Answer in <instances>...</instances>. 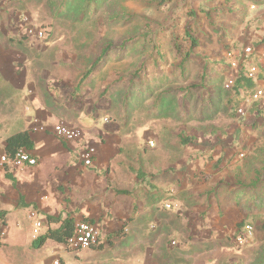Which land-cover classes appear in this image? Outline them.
<instances>
[{
    "label": "rangeland",
    "instance_id": "rangeland-1",
    "mask_svg": "<svg viewBox=\"0 0 264 264\" xmlns=\"http://www.w3.org/2000/svg\"><path fill=\"white\" fill-rule=\"evenodd\" d=\"M231 1L235 12L212 25L190 13L224 7L226 0H0V59L12 60L19 75L26 65L32 73L67 81L64 88L80 96L92 114L82 128L117 124L128 144L124 161L130 187L135 178L152 174L142 184L152 204L139 231L143 252L127 255L132 243L120 240L116 248L106 243L103 251L53 242L35 249L36 221L24 215L19 227L11 225L10 243L2 237L0 264H53L58 258L63 264H141L147 248L157 264H264V208L255 221L245 220V209L224 200L236 170L253 179L255 170L264 169V100L255 108L258 86L240 98L231 92L233 85L227 88L241 65L248 75L255 67L264 78V0ZM188 25L201 29V45L184 62L183 77L174 70L182 62L174 36H182ZM182 47L185 55L189 46ZM45 83V92H57V85ZM235 101L240 106L233 116ZM13 107L12 122L1 128L0 137L23 130L19 124L27 108ZM183 129L198 140L182 147L177 133ZM87 146L84 140L73 145L79 156ZM217 189L227 208L223 216L211 196ZM256 197L264 201V181ZM244 220L253 231L240 245L236 224Z\"/></svg>",
    "mask_w": 264,
    "mask_h": 264
},
{
    "label": "crops",
    "instance_id": "crops-1",
    "mask_svg": "<svg viewBox=\"0 0 264 264\" xmlns=\"http://www.w3.org/2000/svg\"><path fill=\"white\" fill-rule=\"evenodd\" d=\"M23 67L24 70L19 75L12 60L0 59V116H4L0 119V130L12 122L10 119L15 112L13 105L24 104L28 112L19 124L23 130L16 134L29 132L35 144V149L30 152L38 159V165L25 169L10 166L2 175L0 212L6 213L7 217L5 222H0V227L3 226L0 231L1 242L2 237H5L9 244L11 225L19 227L22 217L28 215L30 220L42 223L38 237L45 235L48 230L61 228V223L49 224L48 218L63 221L69 218L74 220L76 226L86 221L98 225L103 250L106 249V243L110 248H116V240H120L132 243L126 248L127 255L143 252L144 241L139 231L142 219L148 214V207H152V204L148 197L149 189L142 184L147 183L144 176L148 178L152 174L146 172L142 180L135 178L134 187H130L127 179L132 175L126 171L124 161L128 144L124 134L120 133V127L117 124H105L103 128H82L84 118L92 114L85 110V102L80 100V96H74L64 88L63 84L67 81L47 77L41 71L32 73L30 67ZM46 80L49 81L47 84L57 85L56 93L45 92ZM36 121L47 127L48 131L37 130ZM60 123L83 131L81 141H87V147L96 150L92 166L86 167L78 151L74 150L73 145L81 141L67 143L53 134V127ZM11 136L6 134L0 137V147L3 145L0 152L6 153L7 140ZM164 170V176H170L169 170ZM172 178L174 179V174ZM178 180L182 181V175H178ZM229 211L237 209L229 208ZM32 213H36L35 218H32ZM210 221L211 219L207 224L211 228ZM212 225V230H215V224ZM34 230L35 226L33 241L36 240ZM111 239L113 245H110ZM50 242L53 241L47 242L43 248ZM27 246L30 248V240ZM151 252L152 249L147 248L144 253L145 261L141 264H157ZM58 261L63 264L59 258L53 264Z\"/></svg>",
    "mask_w": 264,
    "mask_h": 264
},
{
    "label": "trees",
    "instance_id": "trees-1",
    "mask_svg": "<svg viewBox=\"0 0 264 264\" xmlns=\"http://www.w3.org/2000/svg\"><path fill=\"white\" fill-rule=\"evenodd\" d=\"M168 2H170V0H168ZM231 2H232L231 0L229 1L226 0L227 5L224 7H204V6L200 7L198 11H192L190 13V16L195 20L206 19L210 22V24L216 25V23L214 22L215 19L220 18L226 12L228 13L235 12L234 11L235 4ZM164 4H165L164 1H160V5H164ZM195 28L196 26L188 25L185 27L182 36L179 35L174 36L175 49L179 53V57L182 59V62L179 65V70L176 67H174V70L175 72L180 73L183 77L186 75L183 65L184 62H188L195 53V51L197 50V48L200 47L201 45V39L199 38L201 29L198 28L195 30ZM182 45L189 46V50L185 55L183 53ZM97 66L98 65H94L92 71L95 70ZM204 74L207 75L206 68L204 70ZM205 75L203 77V82L206 81ZM260 78H262V76ZM256 86L257 83L248 75L247 67L245 65H241L237 72L236 79L234 80V84L231 88L232 89L231 92L233 93L234 97L240 98L241 96H243L242 95L243 93L246 94L253 92ZM260 102L259 101L256 102L255 108H257V106L259 107L260 105H262V103L260 104ZM232 103H234L233 99H229L226 105L230 107ZM239 106H240V101L239 102L235 101V106L232 107V110L234 109L233 116L236 115ZM177 138L182 147H187L189 145L194 144L199 137L194 134H189V131L183 129L179 133H177ZM21 149H26L28 151H33L35 149V144L31 140L28 131L18 133L14 136H11L7 140L6 154L10 158H14L15 154ZM211 160L212 159H210V161ZM242 173H243L242 169H238L235 171L232 182L226 185L227 188H230L231 193L224 200H226L227 205L229 207H235L241 210L245 209L247 211V216L245 220L249 218L252 219V221H255L258 218L257 216L259 215V211H261L264 208L263 206L264 201L257 200L256 197L257 191L259 190V186L264 181L263 179L264 169L255 170L254 172L255 177L253 179L245 178ZM211 196L216 197L217 206L220 210L219 214L220 216H223L225 209L227 208H225L224 206V201L222 199L220 200L218 199L219 189L215 190ZM259 204H262V206H260ZM6 217H7L6 213L0 212V222H5ZM245 220L242 223L238 224L236 227L237 233H236L235 241L238 236L243 235L245 227L247 226ZM48 223L49 224L61 223V228L58 230H48V232L45 235L38 237L34 241L33 247L35 249H42L49 241H53L58 244L67 246L68 239L73 237L76 231V224L74 220L68 218L63 221L62 219L55 220L53 218H48ZM262 229L264 230V226H262ZM117 236L120 235L117 234ZM113 244L114 242L111 239L110 245ZM0 246H2L1 238H0ZM93 249L102 251L104 249V246L98 245L96 247H93Z\"/></svg>",
    "mask_w": 264,
    "mask_h": 264
},
{
    "label": "built area",
    "instance_id": "built-area-1",
    "mask_svg": "<svg viewBox=\"0 0 264 264\" xmlns=\"http://www.w3.org/2000/svg\"><path fill=\"white\" fill-rule=\"evenodd\" d=\"M42 37L43 34L39 33ZM251 50L247 49L249 53ZM228 58L232 59L233 54L228 53ZM232 65L234 67L237 66L236 62H233ZM249 77L252 78L256 83L258 88L255 91L254 99L256 101L264 100V78H260L259 73L257 72V68L250 67L249 68ZM231 84L227 86L230 88L234 81L230 82ZM106 122H109L108 119H105ZM35 124L37 125L36 129L42 132L48 131L47 127L39 125L36 121ZM53 134L58 138L62 139L67 143H77L83 139V131L80 129L72 128L65 123H60L53 127L52 130ZM153 146V143H151ZM96 155V150L93 147H87L80 153L81 159L86 167H90L94 163V158ZM38 165V159L34 157L30 151L26 149L19 150L14 158H10L6 153L0 152V180L2 178L3 173L6 171L8 167H13L15 169H25L28 167H36ZM169 207V206H168ZM36 217V213H32V218ZM42 227L41 222H37L35 225L34 230V237L37 239L39 236L40 229ZM245 235H240L237 237L236 242L240 245L246 242L248 236L252 234V227L246 226L245 227ZM101 241V232L98 225L90 223V222H82L76 226V231L73 237L68 239L67 247L71 250H86L92 249L100 245ZM54 264H61L59 261L55 262Z\"/></svg>",
    "mask_w": 264,
    "mask_h": 264
}]
</instances>
